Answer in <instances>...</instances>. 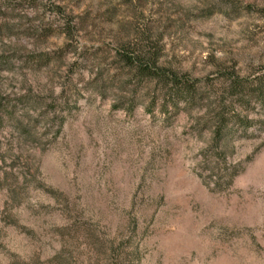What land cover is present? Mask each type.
I'll use <instances>...</instances> for the list:
<instances>
[{
    "label": "rangeland",
    "instance_id": "obj_1",
    "mask_svg": "<svg viewBox=\"0 0 264 264\" xmlns=\"http://www.w3.org/2000/svg\"><path fill=\"white\" fill-rule=\"evenodd\" d=\"M124 48L213 93L264 67V0H0V264H264V131L211 191L208 103L120 91Z\"/></svg>",
    "mask_w": 264,
    "mask_h": 264
},
{
    "label": "trees",
    "instance_id": "obj_2",
    "mask_svg": "<svg viewBox=\"0 0 264 264\" xmlns=\"http://www.w3.org/2000/svg\"><path fill=\"white\" fill-rule=\"evenodd\" d=\"M117 57L125 72L116 77L120 91L128 92L129 83L134 79L163 85L165 89L173 90L178 101L187 105L208 103L201 121L212 133L210 149L216 153L214 157H202L203 171L199 177L213 192L229 190L245 170V165L231 163L219 149L232 141L237 132H247L251 128L264 131V67L248 77L240 76L235 69L223 74V86L212 93L198 89L183 81L177 73L160 66L159 55L152 50L124 48ZM251 106L261 109V117H251ZM251 161L252 158L247 159L246 164Z\"/></svg>",
    "mask_w": 264,
    "mask_h": 264
}]
</instances>
